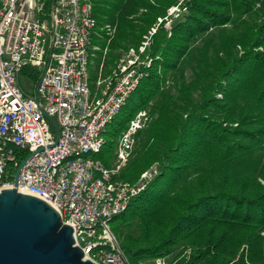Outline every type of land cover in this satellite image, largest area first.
I'll return each instance as SVG.
<instances>
[{
	"label": "trees",
	"instance_id": "1",
	"mask_svg": "<svg viewBox=\"0 0 264 264\" xmlns=\"http://www.w3.org/2000/svg\"><path fill=\"white\" fill-rule=\"evenodd\" d=\"M179 1L92 0L93 89ZM185 6L171 30L159 28L154 60L96 156L112 168L119 136L147 112L115 179L136 184L156 172L111 227L132 264L186 250L181 264H264V0ZM107 24L117 27L110 42Z\"/></svg>",
	"mask_w": 264,
	"mask_h": 264
},
{
	"label": "built area",
	"instance_id": "2",
	"mask_svg": "<svg viewBox=\"0 0 264 264\" xmlns=\"http://www.w3.org/2000/svg\"><path fill=\"white\" fill-rule=\"evenodd\" d=\"M186 1L159 17L141 43L129 47L93 89L91 49L98 22L92 0H55L48 10L39 0H0V193L14 188L13 170L35 153L21 171L19 192L55 207L63 222L74 227L75 245L85 259L97 264H132L111 222L145 189L156 168L143 173L136 184L115 176L129 162L136 135L149 120L147 112L121 135L115 167L96 156L107 145L109 125L154 60L151 51L159 28L171 30L187 10ZM102 31L110 42L117 27L107 24ZM36 68L42 74L31 95L21 84V74L27 70L34 75ZM190 253L139 264H181Z\"/></svg>",
	"mask_w": 264,
	"mask_h": 264
},
{
	"label": "water",
	"instance_id": "3",
	"mask_svg": "<svg viewBox=\"0 0 264 264\" xmlns=\"http://www.w3.org/2000/svg\"><path fill=\"white\" fill-rule=\"evenodd\" d=\"M50 120L59 136L57 123ZM29 158L17 168L14 188L0 193V264H97L85 259L75 245L74 227L63 222L55 207L19 192L20 174Z\"/></svg>",
	"mask_w": 264,
	"mask_h": 264
},
{
	"label": "rangeland",
	"instance_id": "4",
	"mask_svg": "<svg viewBox=\"0 0 264 264\" xmlns=\"http://www.w3.org/2000/svg\"><path fill=\"white\" fill-rule=\"evenodd\" d=\"M133 46H136V45H133ZM109 51V50H108ZM108 51H107V53H108ZM94 61V60H93ZM114 68V67H113ZM113 68L111 69V71L113 70ZM111 71L108 73V74H106L105 73V70L104 71H100L99 72V76H98V78L102 75V76H107V75H109L110 73H111ZM41 74H42V72L39 70V69H35V73H34V75H28L26 72H23L22 74H21V84H22V86H23V88L29 93V94H31V95H34V94H36V90H37V84H38V82H39V79H40V77H41ZM98 80V79H97ZM97 83V82H96ZM142 112H144V111H140V112H138L137 113V115L131 120V122H130V124H129V127L127 128V130L130 128V126L132 125V122L133 121H135V120H139V118H140V116H141V114H142ZM149 116V115H148ZM117 120H118V117L116 118ZM146 125H143V126H141V128H140V130H142L144 127H145ZM127 130H125V131H127ZM139 130V131H140ZM124 131V132H125ZM138 131V132H139ZM123 134V133H122ZM121 134V135H122ZM121 135L119 136V138H118V143H117V149H116V152H115V155H116V157H115V160H114V164H113V167H115V165H116V162H117V151L119 150V147H120V137H121ZM137 136H138V133H137V135H136V144H137ZM136 144H135V147H136ZM135 147H134V149H135ZM134 152V151H133ZM133 154V153H132ZM132 157V156H131ZM130 160V159H129ZM128 164V163H127ZM112 167V168H113ZM123 169V168H122ZM121 169V170H122ZM120 170V171H121ZM120 171H119V173H120ZM118 173V174H119ZM117 174V175H118Z\"/></svg>",
	"mask_w": 264,
	"mask_h": 264
}]
</instances>
